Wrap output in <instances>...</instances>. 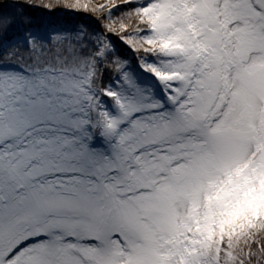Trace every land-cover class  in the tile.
<instances>
[{
	"label": "snow or ice",
	"instance_id": "snow-or-ice-1",
	"mask_svg": "<svg viewBox=\"0 0 264 264\" xmlns=\"http://www.w3.org/2000/svg\"><path fill=\"white\" fill-rule=\"evenodd\" d=\"M0 264H264V0H0Z\"/></svg>",
	"mask_w": 264,
	"mask_h": 264
}]
</instances>
